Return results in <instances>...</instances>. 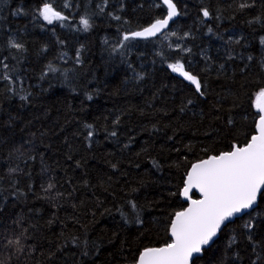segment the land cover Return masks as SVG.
I'll return each instance as SVG.
<instances>
[{"label":"trees","instance_id":"1","mask_svg":"<svg viewBox=\"0 0 264 264\" xmlns=\"http://www.w3.org/2000/svg\"><path fill=\"white\" fill-rule=\"evenodd\" d=\"M43 2L0 0V264H132L171 242L189 167L255 133L264 0H174L166 33L128 41L166 15L160 0H49L68 18L52 24ZM178 60L203 95L169 68ZM253 262L264 264V201L196 260Z\"/></svg>","mask_w":264,"mask_h":264},{"label":"snow or ice","instance_id":"2","mask_svg":"<svg viewBox=\"0 0 264 264\" xmlns=\"http://www.w3.org/2000/svg\"><path fill=\"white\" fill-rule=\"evenodd\" d=\"M160 6H166V15L163 18H157L141 31L125 34L123 40L154 37L166 29L174 17L180 15L174 0H162ZM65 7L68 5L65 4ZM239 7L243 9L250 5L241 3ZM202 12L204 17L209 16L207 9H203ZM38 13L48 24L68 19L61 11L56 10L49 0H44ZM19 14V12L13 13V15ZM80 23L85 31L91 27L87 18L81 17ZM261 42L264 43V39ZM10 46L18 50L23 48V45L11 41ZM123 46L121 44V47ZM185 51L190 50L185 49ZM77 57L79 62V53ZM168 66L173 72L190 81L195 86L196 92L203 95L201 81L196 75L185 70L181 61L178 60ZM4 67L7 68V65L5 64ZM48 70L57 71L51 64L48 65ZM255 97V108L259 113L255 133L244 145L233 144L230 151L208 155L206 159L198 160L191 165L180 191V195L188 201V206L175 212L169 223L171 242L162 247L144 248L134 264H196L199 254H202L205 248L214 242V238L223 227H226V222H231L234 217L242 214L251 217V211H255L259 203L264 201V88H260ZM87 98L92 99L91 96ZM20 99L27 100L28 97L25 95ZM85 127L90 129L92 126L85 125ZM112 135L116 133L113 132ZM92 136L93 132L89 131L87 137ZM54 187L55 185L50 182L46 191ZM193 189L200 194V198H193ZM131 207L133 210L136 209L134 203ZM254 226L251 218L243 225L249 232ZM248 238L251 240V235ZM8 243L19 245L20 239L9 240ZM234 243L233 237L229 247Z\"/></svg>","mask_w":264,"mask_h":264},{"label":"water","instance_id":"3","mask_svg":"<svg viewBox=\"0 0 264 264\" xmlns=\"http://www.w3.org/2000/svg\"><path fill=\"white\" fill-rule=\"evenodd\" d=\"M160 2H161V4H162V0H160ZM165 7V9H166V6H164ZM178 18V16L177 17H174L173 18V20H171L170 22H169V25H168V27L166 28V29H164V30H162V32L161 33H159V34H157L156 36H154V37H149V38H141V37H137V38H134L135 40H149V39H153V38H156V37H159V36H162L164 33H166L169 29H170V27H171V24L176 20ZM150 26V25H149ZM148 27V26H147ZM138 31H141V30H138ZM136 32V31H135ZM175 73V72H174ZM176 75H178L180 78H182V79H184L181 75H179L178 73H175ZM185 80V79H184ZM187 81V80H186ZM187 82H190V81H187ZM255 99H256V97H255ZM255 99H254V102H253V110L258 114V118H257V120L259 119V113H258V111H257V109L255 108ZM256 120V121H257ZM255 129H256V124H255ZM196 163V162H195ZM190 168H191V166L189 167V169L187 170V172L190 170ZM187 174V173H186ZM186 178V175H185V177H184V179ZM196 194V196H197V198H194V199H198V198H200V194L195 190V189H193V192H192V194ZM180 198H181V200L184 202V203H186L187 205H186V207L188 206V201H186L185 200V198L183 197V196H181L180 195ZM185 207V208H186ZM183 210V209H182ZM251 211V210H250ZM252 212V211H251ZM245 214H242V215H238L237 217H234L233 218V220L231 221V222H226V225L227 224H229V223H232L234 220H236V219H239V218H241V217H243ZM224 228V227H223ZM222 228V229H223ZM220 234V233H219ZM219 234H218V236H219ZM218 236L216 237V238H214V241L218 238ZM169 238H170V240H171V237H170V232H169ZM214 243V242H213ZM212 243V244H213ZM212 244H210L209 246H207L206 248H205V250L206 249H208ZM202 254H199V257L201 256ZM138 258V257H137ZM132 264H134V263H132Z\"/></svg>","mask_w":264,"mask_h":264}]
</instances>
